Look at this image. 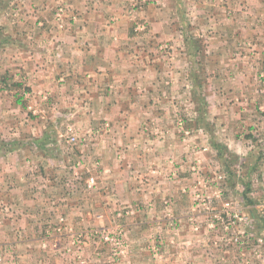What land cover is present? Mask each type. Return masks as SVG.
<instances>
[{
    "label": "rangeland",
    "instance_id": "374dc122",
    "mask_svg": "<svg viewBox=\"0 0 264 264\" xmlns=\"http://www.w3.org/2000/svg\"><path fill=\"white\" fill-rule=\"evenodd\" d=\"M193 1L0 0V264H264V118L254 122L252 132H243L236 150L218 151L221 158L215 153L213 160L205 159L202 152L188 165L185 190L191 210L171 214L161 200V209L154 211L148 205L150 198L137 195L132 200L131 194L124 204L109 194L102 202L98 193L86 191L98 187L100 157L94 151L105 141L103 127L110 129L104 125L102 105L75 84L86 73L73 72L68 57L59 64L54 55L44 54L39 40L42 32L52 36L53 20L64 32L73 22L78 26L77 18H94L101 9L98 16L107 15V22L119 21L126 34H137L129 40V55L136 51L133 60L146 64L155 60L156 78L161 81L177 75L172 67L185 56L180 53L172 62L171 42L164 38L171 29L149 19L171 16L178 21V30L195 32L193 23L200 16ZM91 3L97 8H90ZM84 23L88 30L97 27ZM259 27L264 29V24ZM191 43L206 47L202 40ZM129 55L126 62L132 65ZM205 58L198 60L202 64ZM219 58L223 65L230 56ZM239 60L244 64L245 57ZM262 72L259 81H264ZM183 126L178 118V131L184 132ZM160 128L154 123L152 134L163 139ZM42 156L56 161L63 172L62 180L49 177L47 182L56 196L67 185L73 189L69 203L82 208L92 196L94 204L99 203L92 216L86 219L78 211L69 218L47 214L56 201L50 198L42 206L37 200L44 194V190L39 193L35 164ZM76 162L81 167L73 168ZM87 163L94 165L93 171L86 169ZM65 173L70 174L68 181ZM9 179L23 191L13 189L8 196ZM138 207L142 211L137 213ZM45 222L53 231H42Z\"/></svg>",
    "mask_w": 264,
    "mask_h": 264
},
{
    "label": "crops",
    "instance_id": "0c3cea01",
    "mask_svg": "<svg viewBox=\"0 0 264 264\" xmlns=\"http://www.w3.org/2000/svg\"><path fill=\"white\" fill-rule=\"evenodd\" d=\"M91 4L90 8H97ZM192 4L196 5L197 16H200L196 19L199 22L193 23L195 32L178 30V21L171 16L162 21L146 19L154 25H165L171 29L164 38L171 42L169 55L172 62L180 53L185 56L172 67L178 70L177 75H167L161 81L156 78L155 60L146 64L142 60H133L136 51L129 55V40L137 34H126L119 27V21L107 22V15L104 19L98 16L101 9L95 11L94 18H77L74 21L78 26L73 22L72 27L64 32L58 31L53 20L52 36L45 32L40 34L44 54L54 55L59 64L61 58L68 57L70 61L67 64L71 65L73 72L86 73L75 84L88 97L92 93L93 97L89 99L102 105L104 125H109L110 129L103 127L105 141L94 151L100 157V167L96 172L98 187L96 191L92 188L86 190L90 194L98 193L102 202L109 194L124 204L125 198L131 194L132 200H136L137 195L139 199L150 198L148 205L154 211L161 209V204H158L161 200L168 204L165 210L171 214L181 215L191 210L192 206L187 201L190 196L185 190L188 165L196 162L202 152L205 159L213 160L215 153L221 158L218 151L236 150L243 132H252L254 122L264 118V81L258 79L264 71V38L259 37L264 35V29L259 27V24H264V1L195 0ZM84 22L97 27L93 31L88 30ZM37 24L42 25V21ZM178 40L181 43L178 44ZM193 40L204 41L206 47L193 46ZM50 43L53 45L51 49L47 48ZM126 55H129L132 65H127ZM200 56L206 57L202 64L198 60ZM229 56L220 65L222 61L218 57L224 59ZM239 56L245 57L244 64ZM126 118L132 119L133 123H122ZM178 118L184 121V132L176 127ZM154 123L161 126L163 139L152 134ZM245 126H249V130ZM76 153L79 157L83 155L79 151ZM35 164L39 168L36 175L41 186L39 193L44 190V194L38 195L39 204L45 206L50 198H53L52 203L56 201L49 206L47 214L69 218L78 211L86 219L92 216L93 207L99 204H94L92 196L86 199L88 203L83 208L76 207L69 203L73 189L63 185L66 190L56 196V189L48 186L49 177L59 180L63 177L56 161L44 160L42 156ZM76 165L81 167L76 162L73 168L77 169ZM92 166L87 163L86 169L93 171ZM51 169L55 170L52 176L49 174ZM69 175L64 174L67 181ZM7 183H10L5 186L8 196L13 189L23 191L21 187H15L11 179ZM48 188L52 189L48 191ZM135 211H142L141 207ZM42 226V231H53L47 228L50 223L45 222Z\"/></svg>",
    "mask_w": 264,
    "mask_h": 264
}]
</instances>
